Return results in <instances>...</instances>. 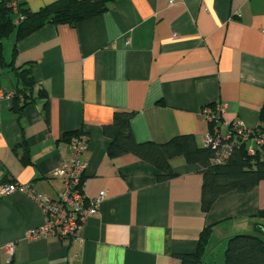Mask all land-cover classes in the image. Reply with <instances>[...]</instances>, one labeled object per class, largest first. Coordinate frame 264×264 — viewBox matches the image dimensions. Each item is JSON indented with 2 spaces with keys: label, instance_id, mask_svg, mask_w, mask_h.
Returning <instances> with one entry per match:
<instances>
[{
  "label": "crops",
  "instance_id": "1",
  "mask_svg": "<svg viewBox=\"0 0 264 264\" xmlns=\"http://www.w3.org/2000/svg\"><path fill=\"white\" fill-rule=\"evenodd\" d=\"M14 1L37 11L57 0ZM107 5L75 25L46 24L19 40L14 30L2 39L0 184L28 186L39 200L19 190L0 195V264H179L178 255L195 251L205 227L211 234L200 264H221L219 243L224 249L232 235L264 234V218L256 216L264 209V179L219 195L203 211L196 163L173 158V176L158 180L159 170L131 153L108 156L103 127L127 111L137 142L192 134L203 146L210 131L203 107L213 103L222 106L223 123L257 127L264 104V0ZM26 67L33 83L18 109L17 72ZM75 131L88 142L83 190L89 199L105 197L77 237H31L45 221L40 201L63 190L53 171L69 154L74 134H66Z\"/></svg>",
  "mask_w": 264,
  "mask_h": 264
},
{
  "label": "trees",
  "instance_id": "2",
  "mask_svg": "<svg viewBox=\"0 0 264 264\" xmlns=\"http://www.w3.org/2000/svg\"><path fill=\"white\" fill-rule=\"evenodd\" d=\"M10 1L13 0H0V63L3 59L2 39L8 37L12 31H16V39L19 40L46 24L75 25L81 20L105 11L108 7V0H57L37 11H31L16 2L18 14H21L23 19L15 23L16 14L8 5ZM17 75L21 79L22 87L14 93L13 101L15 107L21 109L29 100V95L25 92L32 86L33 79L30 69L27 67L20 68ZM19 94L23 96L21 105H19ZM207 107L212 110L215 108L213 103L204 106L203 110ZM45 114L47 115V104L45 105ZM131 116V112H116L112 122L103 127V133L110 138L107 155L115 157L131 153L154 165L159 170L158 180L173 176L169 164L173 158L183 157L187 163H196L202 173L201 208L203 211H207L219 195L233 190L246 191L264 179L263 154L261 155L257 149L255 154H249L247 147L251 142H239L233 147L224 163L214 164L210 161L213 155L212 149L204 146V143L203 146H198L192 134L176 135L162 143L137 142L130 127ZM258 121L259 124L255 128L244 127L250 130L258 129L264 133V104L259 109ZM222 123L221 114L207 122L211 131L213 128L221 129ZM78 132L66 134L67 139L69 135L74 134L75 136ZM24 152L23 157L26 155V151ZM83 179L82 176L81 184H83ZM256 216L264 218V209H260ZM210 234V227L203 228L199 233L195 251L179 254V264H200L203 262L208 251L207 244ZM221 264H264V234L243 233L228 237L223 249Z\"/></svg>",
  "mask_w": 264,
  "mask_h": 264
},
{
  "label": "built area",
  "instance_id": "3",
  "mask_svg": "<svg viewBox=\"0 0 264 264\" xmlns=\"http://www.w3.org/2000/svg\"><path fill=\"white\" fill-rule=\"evenodd\" d=\"M9 7L17 18L15 23L23 19L18 14L16 2L10 1ZM222 106L217 105L214 110L209 107L203 110L204 117L210 122L217 115L221 114ZM224 131L213 128L211 132L205 135L204 146L210 147L213 151L211 163H224L233 147L239 142L248 141L251 144L247 147L249 154H255L256 149L264 157V133L258 129H246L242 122L235 121L231 125L222 123ZM88 145L87 136L84 133H78L68 140L69 154L63 158L60 165L53 171V175L59 176L63 181V190L55 199H43L40 204L44 213V224L31 233V237H41L46 234L55 235L60 239L75 238L82 229L85 219L94 214L100 202L104 199L105 193L101 192L96 198L89 199L84 193L81 178L83 176L84 163L82 155ZM19 190L31 195L37 201L38 195L32 193L28 186L17 183L0 184V195ZM12 251L13 245L7 246Z\"/></svg>",
  "mask_w": 264,
  "mask_h": 264
},
{
  "label": "rangeland",
  "instance_id": "4",
  "mask_svg": "<svg viewBox=\"0 0 264 264\" xmlns=\"http://www.w3.org/2000/svg\"><path fill=\"white\" fill-rule=\"evenodd\" d=\"M222 245L219 243L218 245H217V247L215 248V255H217V253L219 252V249H221L220 250V253H222V251H223V249H222ZM214 256V255H213Z\"/></svg>",
  "mask_w": 264,
  "mask_h": 264
}]
</instances>
